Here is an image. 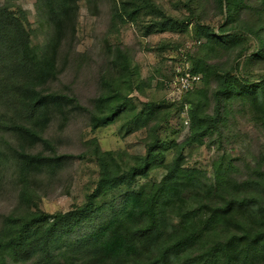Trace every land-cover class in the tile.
Instances as JSON below:
<instances>
[{
	"label": "trees",
	"instance_id": "obj_1",
	"mask_svg": "<svg viewBox=\"0 0 264 264\" xmlns=\"http://www.w3.org/2000/svg\"><path fill=\"white\" fill-rule=\"evenodd\" d=\"M38 1L54 30L42 46L32 44L21 10L19 14L0 10V96L11 111L6 118H0V129L28 146H42L49 152V155L23 149L18 152L21 168L27 175L46 167L59 169L67 159L85 156L58 155L57 145L46 137L55 117L60 116L67 123L72 115L89 114L91 127L96 131L114 124L131 104L128 100L116 102L113 96H100L94 102L95 111L91 112L71 94L47 91L58 76L59 50L68 35L75 32L81 0ZM89 1L91 5L94 2ZM216 2L227 14L221 35L202 24L197 25V33L209 44L228 51L241 42L240 33L254 35L262 44L257 58L264 59V25L240 20L242 13L250 9L245 0ZM126 4L116 5L114 18L120 23L136 22L145 13L159 19L153 22L149 34L186 28L185 20L166 16L152 0ZM235 23L236 26H229ZM242 55L240 50L238 57ZM124 61L128 64L129 59ZM200 74L217 84L215 113L199 111L198 105L186 100L198 86L185 90L181 108L185 109L188 103L193 105L191 114L188 113L191 136L187 146L202 145L212 130L217 133L222 108L226 110L232 101L247 102L253 121L264 127V78L248 83L202 59L190 73L180 76ZM145 107L148 113L155 114L162 106L149 103ZM141 117L142 113L135 114L132 120L142 121ZM148 119L149 115L143 120ZM147 146L146 155L136 157L135 164L125 171L117 168L115 152H102L97 146L93 150L101 177L92 201L106 193L127 189L120 210L99 229L66 250L57 251L55 244L91 212V200L76 212L39 211L22 218L10 216L8 240L3 243L0 238V264H264L263 162L252 166L245 177H239L233 165L222 158L214 165L212 179L204 170L185 167L182 150H176L174 160L167 163L169 143L156 139ZM158 169L165 170L159 182L139 184L138 179H148ZM135 185L141 186L135 190Z\"/></svg>",
	"mask_w": 264,
	"mask_h": 264
},
{
	"label": "rangeland",
	"instance_id": "obj_2",
	"mask_svg": "<svg viewBox=\"0 0 264 264\" xmlns=\"http://www.w3.org/2000/svg\"><path fill=\"white\" fill-rule=\"evenodd\" d=\"M132 1L137 0H94L92 5L89 0L79 1L75 32L63 42L57 58L58 76L47 87V91L77 97L91 112L95 111L94 102L100 96H113L116 102L130 101L127 112L114 124L96 131L91 127L89 114L72 115L67 123L62 117H55L46 137L57 145L58 155H85L83 158L67 159L59 169L46 167L27 175L21 168L18 152L22 149L45 152L43 147L28 146L0 129V238L3 243L8 240L6 229L10 216L22 218L39 211L76 212L93 200L101 177L100 164L92 155L96 146L102 152H115L117 168L123 171L135 164L136 157L145 156L147 145L156 139L170 144L167 163L174 160L176 150H182L185 167L204 170L212 179L214 165L222 158L233 165L239 177H245L257 163L264 164V127L253 121L247 102L227 104L226 110L222 108L219 133L212 130L204 144L191 146L186 142L191 136L188 113L191 114L193 105L188 103L185 109L180 105L185 92L181 89L180 74L190 73L201 59L245 82L262 80L264 59L257 58L262 47L259 39L240 33L242 40L232 51L209 44L196 30L202 24L221 35L227 14L225 9L223 12L219 9L216 0H152L166 16L187 23L184 31L149 34L153 22L159 20L157 17L141 13L138 21L126 23L114 18L116 5L130 6ZM245 2L250 9L242 13L240 20L264 25V0ZM1 9L16 14L21 10L25 14L33 45L42 46L50 40L54 30L38 0H0ZM240 50L243 55L239 58ZM125 59H129L128 64ZM199 78L196 83L189 79L191 89L198 88L186 100L198 105L199 111L214 114L217 84L202 74ZM149 103L161 104V110L148 113L145 105ZM10 112L9 104L0 96V118H6ZM139 113L142 121L132 120ZM147 115L149 119L143 120ZM164 174V169H158L148 179H138V182H159ZM140 186L135 185V190ZM126 194L127 189L123 188L95 198L91 212L55 244L56 250L64 251L99 229L120 210Z\"/></svg>",
	"mask_w": 264,
	"mask_h": 264
},
{
	"label": "built area",
	"instance_id": "obj_3",
	"mask_svg": "<svg viewBox=\"0 0 264 264\" xmlns=\"http://www.w3.org/2000/svg\"><path fill=\"white\" fill-rule=\"evenodd\" d=\"M189 79H191L192 83H196L197 81L200 80L198 76L189 77V75H187L186 77H182L180 80L182 90L191 89V83L189 82Z\"/></svg>",
	"mask_w": 264,
	"mask_h": 264
}]
</instances>
